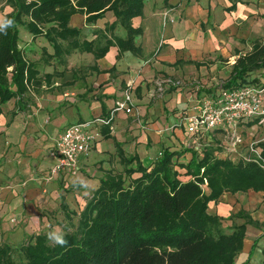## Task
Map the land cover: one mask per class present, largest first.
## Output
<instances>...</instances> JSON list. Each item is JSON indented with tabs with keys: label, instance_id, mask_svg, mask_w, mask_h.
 <instances>
[{
	"label": "crops",
	"instance_id": "obj_1",
	"mask_svg": "<svg viewBox=\"0 0 264 264\" xmlns=\"http://www.w3.org/2000/svg\"><path fill=\"white\" fill-rule=\"evenodd\" d=\"M11 11L0 1V25ZM85 20V16L75 14L68 22L70 28L79 30V43L93 42L100 48L106 41L125 38L121 26L109 28L116 22L112 12L91 24ZM131 24L142 29L135 39L140 55L112 45L103 57L95 59L93 53L79 47L65 55L62 63L49 59L54 51L43 36L34 38L19 29V39L23 32L26 47L31 51L38 49L35 44L40 47L43 71L35 67L42 82L29 94L33 103L20 105L13 99V108H2L0 114V243L12 245L14 240L15 245L21 244L43 231L48 221L42 211L59 201V183H89L84 173L92 178L100 174L96 191L106 173L121 172L118 149L124 156L137 155L147 169L163 148L188 150V156L193 153L198 158L210 148L215 158L225 160L223 150L234 152L236 147L229 139L242 136L253 123L245 120L232 130L223 128L190 137L181 121L194 113L200 100L226 88L235 60L250 50L249 40L264 29V0H144L143 15ZM224 64L228 65V75L218 82L216 72ZM126 88L131 90L132 112H117L110 128L92 127L98 138L75 171L48 180L55 164L51 152L62 131L72 124L108 119ZM250 141L244 142L245 146ZM111 159L121 170H113ZM97 161L102 162L99 170L95 169ZM182 178L183 182L191 179ZM62 202L64 199L60 205ZM208 210L221 219L244 212L258 225H245L242 250L234 264H261L264 193L226 192L209 202ZM237 219L243 221L237 226L245 224V219Z\"/></svg>",
	"mask_w": 264,
	"mask_h": 264
},
{
	"label": "trees",
	"instance_id": "obj_2",
	"mask_svg": "<svg viewBox=\"0 0 264 264\" xmlns=\"http://www.w3.org/2000/svg\"><path fill=\"white\" fill-rule=\"evenodd\" d=\"M0 1L12 9L0 29V114L5 104L13 99L20 104L42 82L35 64L19 49L20 28L34 38L43 36L54 51L49 59L59 63L79 47L93 53L95 59L112 45L140 55L135 39L142 29L133 28L131 21L143 15L144 0ZM106 12L116 19L109 28L121 26L125 38L106 41L100 48L93 42L79 43V30L68 26L70 17L79 14L91 24ZM250 47L235 60L226 88L248 85L250 74L264 70V38ZM261 147L264 157V144ZM186 153L189 151L163 148L147 169L137 155L124 156L118 149L122 171L108 172L100 179L74 230L62 235L65 244L56 243L48 233L32 236L18 247L0 243V264H234L242 250L245 225H258L239 212L233 217L245 219V224L226 235L222 219L208 213V204L226 192L264 193V168L243 159L219 160L210 148L201 158L192 153L186 165L177 163ZM181 175L191 179L183 182ZM65 207L62 202L60 209Z\"/></svg>",
	"mask_w": 264,
	"mask_h": 264
},
{
	"label": "built area",
	"instance_id": "obj_3",
	"mask_svg": "<svg viewBox=\"0 0 264 264\" xmlns=\"http://www.w3.org/2000/svg\"><path fill=\"white\" fill-rule=\"evenodd\" d=\"M132 104L131 90L126 88L122 100L115 102L108 119H95L67 126L59 135L51 152L55 164L47 179L50 180L55 175L74 172L79 160L90 152L98 138V133L92 132L91 128L95 125L109 126L110 128L114 115L117 112L130 114L133 110ZM193 111L192 115L182 118L181 121L190 137L217 129L232 130L237 124L245 120L255 122L263 130L264 87L243 85L241 87L223 88L217 94L200 100ZM239 137L238 135L232 136L233 146L242 141L238 139ZM258 144L255 147L251 143L248 144L247 155L242 159L254 162L264 168L262 147L261 144ZM262 144H264V137Z\"/></svg>",
	"mask_w": 264,
	"mask_h": 264
},
{
	"label": "rangeland",
	"instance_id": "obj_4",
	"mask_svg": "<svg viewBox=\"0 0 264 264\" xmlns=\"http://www.w3.org/2000/svg\"><path fill=\"white\" fill-rule=\"evenodd\" d=\"M28 34V33H27ZM80 38V36H79ZM264 38V29L261 30L260 32L256 33L255 37H253L251 40H249V46H251V44L256 41V40H261ZM81 39V38H80ZM26 40H25V36L23 34V32H21L20 35V39H19V46L22 49L24 58L28 61V62H33L36 64V68H41V62L42 59H44V55H41L39 49L40 47L37 46L35 44V46L33 45V47L38 48L37 50H33L32 51L29 49V47H26ZM40 45V44H39ZM41 58V59H39ZM228 65H221V68L216 72V80L218 82H222L225 80V78L228 75V69H227ZM40 71H43L40 69ZM247 82H249L248 85L254 86V87H264V70H260V71H256L252 74H250L247 77ZM175 89V88H174ZM34 91L29 90L24 96L25 98L22 99V101H20V105H30L33 103L32 99L29 97V94ZM171 92V91H170ZM14 101L15 100H11L10 102H8L7 104H5L2 108H13L14 106ZM18 102V101H17ZM41 102V101H40ZM58 103L59 102H55ZM66 103H64V106L66 107ZM245 133L242 134V136H240L238 139L242 140L241 142H238V144L236 145V147H233L234 152L223 150V154H221V156H225L227 155V158L233 162H237L240 158L241 155L245 154L248 150V146H245L246 143L244 142H248L249 138H250V142L254 147L256 146V144H262L263 141V137H264V129L262 130V128L260 126H257V124H255L254 122L247 126L245 129ZM231 141V138L229 139V142ZM258 144V145H259ZM236 149V150H235ZM231 152V153H230ZM189 153L185 154V158H181L179 160H177V163H182V164H187L188 161H190V156H188ZM190 155V154H189ZM110 166L113 168V170H121V168L119 167V165H117L116 160L115 159H111L110 160ZM102 162L100 163L99 161H97L95 163V169H98L97 166L101 165ZM107 168V166H106ZM99 170V169H98ZM177 170L178 167H177ZM83 178L84 180L86 179V181H89V183H83L80 181H71V182H64V183H59V201L57 200L56 202H54V205L52 207H49L48 209H43L42 211V216L46 218V220L48 221L47 225H45L44 229L42 232L40 233H48L49 235L51 233H56L59 235H63L66 231L71 232L72 230H74V228L77 225V221H78V215L80 214V212L83 210L86 202L88 201V199L90 198L92 192L95 190V187L97 186V179H99V176H101L100 174H96L95 178H92L91 176H88L86 173L83 174ZM182 176V175H181ZM137 177V176H135ZM182 181L184 180V178L181 179ZM66 187V188H65ZM203 191L207 194L208 190L203 186L202 187ZM61 199H64V203H65V209L64 211L62 209H60V201ZM59 204V205H58ZM67 213V214H66ZM209 214H213L214 212L211 210H208ZM70 217V218H69ZM70 219V220H68ZM242 220H239L235 217H233L232 215L228 218H222V222H221V227H222V231L228 235L231 234L233 231V228L235 226H237V224L242 223ZM14 239V238H12ZM13 247H18V245L20 246V244L15 245L14 244V240L12 241ZM25 243V241H22L21 245Z\"/></svg>",
	"mask_w": 264,
	"mask_h": 264
},
{
	"label": "clouds",
	"instance_id": "obj_5",
	"mask_svg": "<svg viewBox=\"0 0 264 264\" xmlns=\"http://www.w3.org/2000/svg\"><path fill=\"white\" fill-rule=\"evenodd\" d=\"M7 24L10 25L11 21H8ZM3 27H5V25H0V29H2ZM50 239L55 240L56 243L61 244V245L66 243V241L63 239L62 235H59L56 233H51Z\"/></svg>",
	"mask_w": 264,
	"mask_h": 264
}]
</instances>
